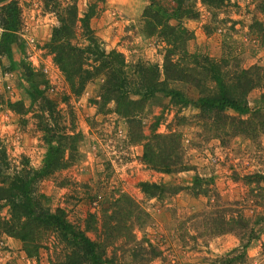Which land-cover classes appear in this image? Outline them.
Masks as SVG:
<instances>
[{
    "label": "rangeland",
    "instance_id": "374dc122",
    "mask_svg": "<svg viewBox=\"0 0 264 264\" xmlns=\"http://www.w3.org/2000/svg\"><path fill=\"white\" fill-rule=\"evenodd\" d=\"M8 1H13L18 9L19 24L9 53H0V149L6 162L3 173L11 175L23 164L34 169L41 165L46 152L44 124L52 125L56 135L77 132L79 137L68 159L65 160L68 155L64 148L61 167L35 183L37 192L49 197L50 209L63 208L67 219L82 227L86 212L95 213L100 223L99 209L125 193L150 217L141 227L132 224V234L136 240L144 238L154 244L160 252L145 264H217L220 256L246 241L247 227L256 231V238L249 240L243 262L233 264H262L264 134L257 130L251 134L244 124L248 134L233 133L241 129L237 119L245 120L249 116L247 109L255 108L260 90L253 88L245 94L242 102L245 111L226 108L219 117L200 112L196 103L199 91L189 82H170L179 89L182 99L170 100L169 96L155 93L138 115L143 133L148 134L154 116H159L155 132L178 135L182 161L187 165L180 171H157L142 162L140 143L126 141L125 124L112 112V103L104 108L94 103L99 99L101 78L86 82L76 96L69 91L45 47L51 28L57 23L48 9L53 0H3L0 6ZM91 1L75 0L79 15ZM167 2L174 4L172 0ZM262 3L264 0H221L216 8L201 0H183V5H192L196 15L180 22L168 20L174 28L185 29V41L176 33V46L170 56L180 57L197 76L199 62L204 58L217 59L222 54L237 56L239 67L263 64ZM146 5L147 0H105L102 11L89 19V26L104 51L115 49L132 65L149 63L160 68L163 53L172 45L155 34L142 35L137 29ZM257 23L262 32L257 31ZM24 66L41 74L45 81V84L38 82L37 89L41 88L43 96L53 102L50 116L46 110H39V96L30 100L25 91L28 71ZM149 103L151 110H147ZM41 114L44 118L38 117ZM225 115L235 118L230 121ZM217 121L225 126L215 131ZM140 182L163 189L160 193L146 194L140 190ZM221 215L225 227L230 229L224 227L226 230L221 231L223 225L213 221L220 220ZM191 216L194 218L190 219ZM8 218V206L3 204L0 219ZM236 218L247 223V227L240 228L231 222ZM91 225L96 229L87 230L86 235L104 243L100 225ZM122 241L120 238L107 245L106 256ZM64 253V245L49 235L35 255L27 256L18 238L0 231V264H51ZM116 254L121 256L119 250Z\"/></svg>",
    "mask_w": 264,
    "mask_h": 264
},
{
    "label": "trees",
    "instance_id": "16d2710c",
    "mask_svg": "<svg viewBox=\"0 0 264 264\" xmlns=\"http://www.w3.org/2000/svg\"><path fill=\"white\" fill-rule=\"evenodd\" d=\"M104 1L92 0L79 15L75 0L68 2L53 0L48 9L53 13L57 23L51 28L45 47L73 95H78L86 82L101 78L99 99L94 103L100 108L112 103V112L122 118L125 124L126 141L129 144H141V160L145 165L164 173L187 168L182 161V149L178 135L155 132L159 116H154L148 134H144L143 124L138 116L146 107V101L153 98L155 93L160 92L169 96L170 100L174 97L182 99L179 89L170 85V82L184 81L194 85L199 91L196 103L200 112L213 114L216 117H219L226 108L245 111L247 108L242 103L245 94L253 88H258L260 90L258 103L255 108L247 109L249 116L245 120L237 119L236 124L241 129L237 128V131L233 133L248 134L246 128H249L251 134L255 130L264 134V62L261 65L252 63L246 67H239L237 56L222 54L217 59L204 58L202 62H199L197 76L194 70L186 68L180 57L172 59L170 56L176 46L174 43L177 38L176 33L184 37L185 29L174 28L168 24V20L174 19L180 22L182 18H194L196 14L192 5H183V0H172L173 5H168L167 0H147V5L138 19L137 29L142 35L155 34L156 37L164 38V42L172 45V48L166 49L163 53L160 68L149 63L138 62L136 65L126 63L123 55L115 49L104 51L89 26V19L102 11ZM201 2L217 8L221 0H201ZM261 8L264 11V3ZM0 9L2 29L0 53L8 54L11 43L15 41L14 32L19 24V14L13 1L4 3ZM257 25V31H261V25L258 23ZM169 36H174V38ZM182 39L185 41V37ZM24 69L27 70V67L24 66ZM27 71L25 78L28 84L25 91L30 100L39 96L41 101L39 110L41 112L46 110L50 116L53 111V102L43 96L41 88L37 89V83L45 84V81L41 79V74ZM206 82H211V85L206 86ZM132 95L137 96L138 99L132 100L130 97ZM15 104L20 105L19 102ZM147 110H151L150 103ZM225 116L230 121L235 118ZM38 117L44 118L43 114ZM215 126L216 131L225 125L217 121ZM42 132L46 152L38 168L34 169L23 164L11 175H6L2 171V167H6V162L3 151L0 149V208L3 204L7 205L9 214L8 219L3 221L0 219V231L18 238L27 256L35 255L37 248L42 246V242L47 241L49 235L53 236L64 245L65 253L61 259L51 261V264H145L151 258L159 256L160 252L154 244L144 238L136 240L132 234V224L141 227L150 217L137 201L125 193H120L109 202L106 201L108 202L107 207L99 209L100 223L96 220L95 213L86 212L82 227L78 223L73 224L69 221L63 208L50 209L49 197L37 192L35 183L39 178L46 177L61 167V160H64L63 149L67 150L68 156L65 159L67 160L79 135L77 132L56 135L52 125L46 126L45 124ZM139 186L142 192L150 195L160 193L163 189L147 182H140ZM192 218L194 216L190 219ZM241 220L236 218L231 222H235L237 227L246 228L247 223ZM213 221L223 225V228L226 226L223 216L220 220L217 218ZM91 223L100 225V232L105 239L104 243L90 239L86 235L87 230L96 229L95 226L91 227ZM209 228L212 230V227ZM225 228L220 230L230 229V227ZM247 229L246 241L240 242L238 247L220 256L217 264L243 262L244 251L250 243L249 240L256 238V231L251 227ZM120 238L123 239L122 243L119 242L120 244L112 247L107 257L106 246ZM262 248L263 253L261 254L264 260V243ZM116 250L121 253L120 257L116 254Z\"/></svg>",
    "mask_w": 264,
    "mask_h": 264
}]
</instances>
